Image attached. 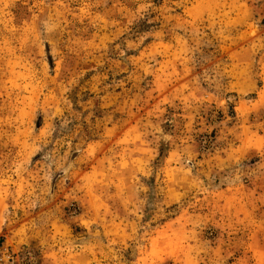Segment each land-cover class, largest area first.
I'll return each mask as SVG.
<instances>
[{
	"label": "rangeland",
	"instance_id": "1",
	"mask_svg": "<svg viewBox=\"0 0 264 264\" xmlns=\"http://www.w3.org/2000/svg\"><path fill=\"white\" fill-rule=\"evenodd\" d=\"M0 232L13 264H264V0H0Z\"/></svg>",
	"mask_w": 264,
	"mask_h": 264
},
{
	"label": "built area",
	"instance_id": "2",
	"mask_svg": "<svg viewBox=\"0 0 264 264\" xmlns=\"http://www.w3.org/2000/svg\"><path fill=\"white\" fill-rule=\"evenodd\" d=\"M3 234L0 232V264H13L16 259L14 251H12L7 244H5Z\"/></svg>",
	"mask_w": 264,
	"mask_h": 264
}]
</instances>
